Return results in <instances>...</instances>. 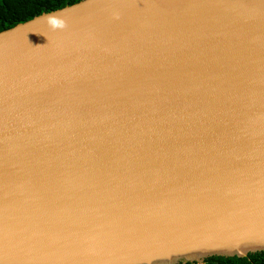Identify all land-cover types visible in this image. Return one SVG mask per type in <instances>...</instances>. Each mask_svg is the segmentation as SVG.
<instances>
[{"label":"water","instance_id":"95a60500","mask_svg":"<svg viewBox=\"0 0 264 264\" xmlns=\"http://www.w3.org/2000/svg\"><path fill=\"white\" fill-rule=\"evenodd\" d=\"M262 250L264 0H79L0 30V264Z\"/></svg>","mask_w":264,"mask_h":264},{"label":"trees","instance_id":"16d2710c","mask_svg":"<svg viewBox=\"0 0 264 264\" xmlns=\"http://www.w3.org/2000/svg\"><path fill=\"white\" fill-rule=\"evenodd\" d=\"M77 1L79 0H0V30ZM185 264H264V250L249 253L244 257L213 255L203 263Z\"/></svg>","mask_w":264,"mask_h":264},{"label":"clouds","instance_id":"9594fccd","mask_svg":"<svg viewBox=\"0 0 264 264\" xmlns=\"http://www.w3.org/2000/svg\"><path fill=\"white\" fill-rule=\"evenodd\" d=\"M52 23L55 25V24H57V23H59V22L56 21V20H53Z\"/></svg>","mask_w":264,"mask_h":264}]
</instances>
